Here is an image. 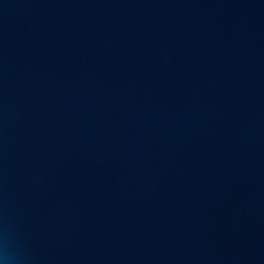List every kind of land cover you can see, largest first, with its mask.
Returning <instances> with one entry per match:
<instances>
[{"label":"water","instance_id":"water-1","mask_svg":"<svg viewBox=\"0 0 264 264\" xmlns=\"http://www.w3.org/2000/svg\"><path fill=\"white\" fill-rule=\"evenodd\" d=\"M0 264H264V0H0Z\"/></svg>","mask_w":264,"mask_h":264}]
</instances>
